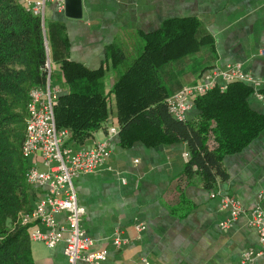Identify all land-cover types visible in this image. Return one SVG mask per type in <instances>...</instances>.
Wrapping results in <instances>:
<instances>
[{"label":"crops","instance_id":"1","mask_svg":"<svg viewBox=\"0 0 264 264\" xmlns=\"http://www.w3.org/2000/svg\"><path fill=\"white\" fill-rule=\"evenodd\" d=\"M81 3L82 16L76 18L49 2L46 14L53 20L54 31L45 38L54 70H59L64 59L104 70L105 93H109L107 128L96 130L77 143V148L112 136V154L95 172L73 179L78 202L85 209L82 227L95 238L94 247L108 250L103 264H242L244 251L260 249L258 231L248 224V213L231 227L222 228L220 223L228 213L221 207L220 196L213 195L229 193L247 211L264 205V130L241 151L223 157L212 183L197 165L187 168L190 151L186 141L157 146L136 141L121 146L119 133H109L112 125L120 126L117 97L110 92L119 71L109 59V49L120 46L127 61H132L144 47V34L159 29L167 19L196 18L200 49L165 66L166 99L183 86L195 84L211 69L240 63L260 82L256 88L253 85L248 103L264 113V94L259 92L264 89V0ZM54 89L58 96L68 92L63 82ZM199 113L193 104L186 120ZM36 189L38 199L48 191L46 186ZM65 216V212L55 215L59 222ZM32 226L47 229L39 221ZM117 233L127 240L120 248L113 242ZM31 250L35 264H67L63 242L49 248L43 241L31 240ZM78 264L91 263L80 260ZM248 264H264V255Z\"/></svg>","mask_w":264,"mask_h":264},{"label":"trees","instance_id":"2","mask_svg":"<svg viewBox=\"0 0 264 264\" xmlns=\"http://www.w3.org/2000/svg\"><path fill=\"white\" fill-rule=\"evenodd\" d=\"M199 26L193 17L165 20L159 29L144 34V47L132 61L120 46L112 45L109 59L119 72L110 92L117 97L121 146L186 141L187 168L197 165L212 183L223 157L241 151L264 130V113L248 103L253 85L234 81L225 90L216 86L194 97L200 110L194 119L179 121L171 115L163 69L200 49ZM47 59L40 17L21 0H0V264H35L28 226L21 222L22 213L31 211L38 200L36 186L26 180L31 161L21 152V113L27 108L29 90L46 85ZM103 79V68L91 70L68 59L60 61L57 73L52 67L51 87L63 82L68 90L55 105L58 128L70 131L66 145L77 148V143L106 127L109 93ZM259 92L264 94V89Z\"/></svg>","mask_w":264,"mask_h":264},{"label":"built area","instance_id":"3","mask_svg":"<svg viewBox=\"0 0 264 264\" xmlns=\"http://www.w3.org/2000/svg\"><path fill=\"white\" fill-rule=\"evenodd\" d=\"M21 2L28 11L40 17L43 29L49 2H54L59 10L65 8V0ZM44 70L46 85L33 86L29 90L26 132L21 152L24 158L32 162L26 171L27 182L33 186H46L48 191L37 200L31 211L22 213L21 222L28 226L31 240L43 241L49 248L63 242L67 264H78L80 260L103 264L107 260L108 250L94 247L95 238L82 227L85 209L78 202L73 179L80 174L93 173L107 163L112 154V136L91 146L76 149L66 145L69 132L58 128L56 123L55 105L58 95L51 87L52 64L49 56ZM234 81L247 82L255 88L260 84L252 73L243 70L240 63H229L224 68L207 71L195 84L183 86L169 96L168 110L176 120L186 121L187 111L193 106L194 97L205 94L216 86L225 90ZM109 133L117 135L119 128L112 125ZM217 195L220 196L222 209L228 213V217L220 223L222 228L231 227L241 215L248 213V224L258 231L260 249L244 251L241 263H251L257 256L264 255V205L257 204L247 211L237 197L225 192L214 193L213 196ZM60 212L66 214L63 222L55 217ZM35 221L41 222L47 229L32 226ZM113 242L120 248L127 240L117 233ZM145 263L149 264L148 261Z\"/></svg>","mask_w":264,"mask_h":264},{"label":"water","instance_id":"4","mask_svg":"<svg viewBox=\"0 0 264 264\" xmlns=\"http://www.w3.org/2000/svg\"><path fill=\"white\" fill-rule=\"evenodd\" d=\"M65 13L71 17L82 16V3L81 0H65Z\"/></svg>","mask_w":264,"mask_h":264},{"label":"rangeland","instance_id":"5","mask_svg":"<svg viewBox=\"0 0 264 264\" xmlns=\"http://www.w3.org/2000/svg\"><path fill=\"white\" fill-rule=\"evenodd\" d=\"M53 31H54V29H53V20L51 19V17L49 16V14L47 13L46 14V20H45V35H47V37L49 36V38L52 36V33H53ZM55 72L57 73V71L55 70ZM54 78H56L55 77V74H54ZM55 80V79H54ZM166 102H167V99H166ZM23 112V111H22ZM21 114H23L24 115V117H23V120H24V122H23V125H24V132H23V134H24V136H25V132H26V128H25V121H26V116H27V108H26V106H25V110H24V112L23 113H21ZM31 161V160H30ZM32 163V162H31ZM31 163H30V165H31Z\"/></svg>","mask_w":264,"mask_h":264}]
</instances>
